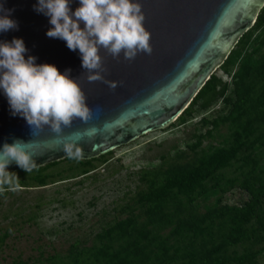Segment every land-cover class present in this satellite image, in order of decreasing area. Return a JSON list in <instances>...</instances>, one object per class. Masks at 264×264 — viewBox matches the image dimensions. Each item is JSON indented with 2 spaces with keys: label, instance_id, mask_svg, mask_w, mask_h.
I'll return each instance as SVG.
<instances>
[{
  "label": "trees",
  "instance_id": "1",
  "mask_svg": "<svg viewBox=\"0 0 264 264\" xmlns=\"http://www.w3.org/2000/svg\"><path fill=\"white\" fill-rule=\"evenodd\" d=\"M252 28L219 68L230 77L235 67L228 86L214 73L176 120L184 124L194 114L204 115L200 99L211 107L221 101L191 145L192 159L183 161L178 152L172 162L144 169L143 189L120 209L121 218L107 223L90 245L75 242L64 256L49 257L48 264H259L264 255V6ZM252 32L257 33L245 43ZM223 126L228 130L223 143L196 153L202 140L214 138ZM65 160L77 162L79 175H85L94 170L88 168L96 158ZM56 164L33 169L29 179L44 186L50 176L44 170ZM234 190L243 198L240 204L224 203ZM6 237L0 236V251Z\"/></svg>",
  "mask_w": 264,
  "mask_h": 264
},
{
  "label": "water",
  "instance_id": "2",
  "mask_svg": "<svg viewBox=\"0 0 264 264\" xmlns=\"http://www.w3.org/2000/svg\"><path fill=\"white\" fill-rule=\"evenodd\" d=\"M142 5L144 27L151 34V54L138 53L126 60L123 53L113 58L104 49L100 55L105 80L119 82L114 90L102 81L88 82L79 50H70L66 42L49 38V17L34 10L37 0H0L11 9L17 30L0 32V41L22 38L29 55L37 64H53L60 72L71 70L78 80L92 119H75L64 134L93 128L79 139V160L104 156L137 138L164 130L191 104L211 76L223 65L239 40L255 24L264 0H134ZM75 11L79 0H70ZM83 27V24H81ZM72 139H78L75 136ZM14 139L36 141L28 151L43 153L34 157L37 167L68 158L54 150L55 134L45 127L32 136L26 120L12 115L7 97L0 89V147ZM46 142V143H45ZM35 168V169H36ZM9 172L24 171L14 161ZM26 172V171H25Z\"/></svg>",
  "mask_w": 264,
  "mask_h": 264
},
{
  "label": "rangeland",
  "instance_id": "3",
  "mask_svg": "<svg viewBox=\"0 0 264 264\" xmlns=\"http://www.w3.org/2000/svg\"><path fill=\"white\" fill-rule=\"evenodd\" d=\"M256 33L245 38V43ZM234 71L235 67L231 76ZM215 75L228 86L231 76L220 69ZM200 103L207 111L204 115L194 114L184 124L176 121L173 127L139 137L103 160L97 157L93 167L88 168L94 170L85 175H79L77 162L66 158L44 170L43 174L50 175L44 186L29 179L35 173L13 172L25 183L0 192V236H7L0 264H48L49 257L64 256L75 242L90 245L107 223L122 217L120 209L143 189L140 174L144 169L172 162L178 152L183 154V161L192 159L190 147L207 129L206 121L210 119L206 118L221 108V101L212 107L201 99ZM227 134L226 126L219 128L214 138L202 140L196 153L222 144ZM242 199L236 190L223 197L224 203L230 205L240 204ZM258 263L264 264V255Z\"/></svg>",
  "mask_w": 264,
  "mask_h": 264
},
{
  "label": "clouds",
  "instance_id": "4",
  "mask_svg": "<svg viewBox=\"0 0 264 264\" xmlns=\"http://www.w3.org/2000/svg\"><path fill=\"white\" fill-rule=\"evenodd\" d=\"M34 10L49 17L52 26L46 33L49 38L62 39L70 50H79L88 82L102 81L113 90L118 87L119 82L105 80L101 74L106 71L101 49L114 59L123 53L129 61L138 53L152 52L142 5L134 0H79L75 11L70 0H37ZM12 11L0 3V32L18 29L17 22L10 18ZM27 51L22 38L0 41V89L7 97L12 115L26 120L33 137L49 128L56 139L53 149L63 151L70 159L79 158L82 155L79 139L94 129L67 136L64 130L71 128L75 119L85 124L92 119L86 96L77 78L70 77V69L62 73L53 64H37L36 57L25 58ZM34 143V139L28 142L14 139L0 147V192L5 185L19 186L17 175L7 170L13 161L27 173L38 166L34 157L43 153L28 151Z\"/></svg>",
  "mask_w": 264,
  "mask_h": 264
},
{
  "label": "bare ground",
  "instance_id": "5",
  "mask_svg": "<svg viewBox=\"0 0 264 264\" xmlns=\"http://www.w3.org/2000/svg\"><path fill=\"white\" fill-rule=\"evenodd\" d=\"M19 171H21V170H19Z\"/></svg>",
  "mask_w": 264,
  "mask_h": 264
}]
</instances>
